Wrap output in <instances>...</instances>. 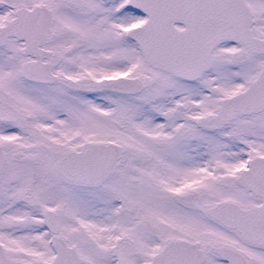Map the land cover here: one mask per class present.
I'll return each instance as SVG.
<instances>
[{
    "label": "snow or ice",
    "instance_id": "snow-or-ice-1",
    "mask_svg": "<svg viewBox=\"0 0 264 264\" xmlns=\"http://www.w3.org/2000/svg\"><path fill=\"white\" fill-rule=\"evenodd\" d=\"M0 264H264V0H0Z\"/></svg>",
    "mask_w": 264,
    "mask_h": 264
}]
</instances>
